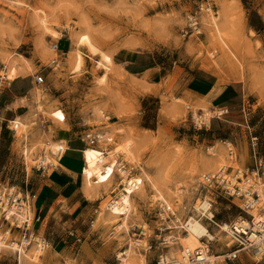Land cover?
I'll list each match as a JSON object with an SVG mask.
<instances>
[{
  "label": "rangeland",
  "instance_id": "374dc122",
  "mask_svg": "<svg viewBox=\"0 0 264 264\" xmlns=\"http://www.w3.org/2000/svg\"><path fill=\"white\" fill-rule=\"evenodd\" d=\"M199 1L0 0V108L7 119L0 142V186L37 192L38 175L43 173L37 170L39 159L45 153L47 162L56 164L59 153L49 143L59 145V128L70 129L67 121L52 117L58 110L78 125L79 132L100 127L104 116L111 115L115 140L103 147L117 151L131 142L135 153L134 158L124 150L116 153L117 161L124 162L128 170L117 168L106 186L83 188L88 200L81 193L72 202L62 203L47 220L41 214L38 231L47 240L44 247L50 244L51 248L36 259L34 253L43 248L27 249L32 259L26 264H122L119 254L133 243L131 264H157L161 253L181 258L182 237L188 232L176 228L177 224H164L158 212L160 195L146 180L133 195L129 231L106 220L109 204L125 188V179L144 177L145 172L152 177L162 173L161 182H169L180 195L178 202L166 197L183 221L196 214L195 206L206 194L203 175L230 163L229 142L236 146L242 167L250 161L249 133L259 136L264 152V28L260 24L264 0H209L221 23L224 9L229 10L228 53L206 29V17L214 14L202 13V34L186 35ZM39 16H47L53 31L42 26ZM85 34L98 46L97 54L80 41ZM77 51L84 57L79 69L73 56ZM135 52L142 53L138 66L130 64ZM104 55L119 65L107 69ZM12 64L21 68L20 74L10 72ZM206 67L213 68L218 77L214 94L230 87V93L237 95L235 100L210 99L209 93L194 88L196 75ZM37 76H43L44 83H36ZM225 108L229 112L213 120L209 131L192 129V113L204 110L219 115ZM11 120L22 121L27 128L20 125L16 129ZM221 147L225 163L208 171L203 160ZM213 199L216 221L223 226L234 224L239 217L249 221L232 200L217 193ZM203 224L216 237L212 253L235 249L231 235L214 224ZM166 226L173 227L168 234L174 236L167 248L160 245L159 231ZM173 248L179 255L171 254ZM254 259L243 252L235 264H252ZM0 264L21 263L13 250L0 248Z\"/></svg>",
  "mask_w": 264,
  "mask_h": 264
},
{
  "label": "built area",
  "instance_id": "2783aa9c",
  "mask_svg": "<svg viewBox=\"0 0 264 264\" xmlns=\"http://www.w3.org/2000/svg\"><path fill=\"white\" fill-rule=\"evenodd\" d=\"M197 9L192 13L188 31L186 35H200L201 32V15L203 12L208 14L215 13V7L209 0H200ZM56 44L53 49H57ZM215 56V53H213ZM36 83L42 84L45 79L43 76H37ZM229 109H221L219 115H210V113L201 110L192 113L191 126L197 132H207L212 128L213 120H221ZM105 122L100 127L84 129L78 133V137L89 147H100L107 153L103 146L111 145L115 140L114 130L111 125L114 124L111 115L104 116ZM7 119L4 111L0 108V142L3 139V129ZM9 123L16 125V120ZM43 128H46L45 123ZM248 129L252 130L250 126ZM84 159H85V151ZM249 165L242 167L239 165V154L233 142L228 143L229 164L222 166L215 172L204 174L201 184L206 190V194L195 208V215L181 220L174 207L165 200H159L158 212L164 224H177L176 228L188 232L189 223L196 219L201 223H210L217 226L227 234L231 235L234 241L235 249L224 254L218 255L212 253L211 245L215 238L203 236L201 238L202 246L195 250L183 249L182 259L171 258L165 253H161L157 259V264H223L234 263L239 260L240 255L245 252L248 256L261 257L264 260V152L262 151L259 136L249 133ZM25 153L29 151L25 149ZM68 150L67 143L60 141L58 145V155L61 156ZM39 172H45L48 167L54 166L53 163L47 162L45 153L39 159ZM238 164V165H237ZM127 165L124 162H118V170L126 172ZM232 200L237 206L249 216V226L246 232L237 231L234 224L229 225L231 233L224 229L223 225L216 221L214 212L215 194ZM211 194V196H209ZM36 196L30 191H23L15 186H0V248L13 250L18 257L22 252L29 248H44L47 240L41 237L36 225L41 222V215H35L34 200ZM237 201V203H236ZM172 226L160 228V245L167 248L171 240L174 239L168 231H172ZM209 230V227H208ZM210 231V230H209ZM144 234V233H142ZM149 250L152 246L149 245ZM252 264H260L254 259Z\"/></svg>",
  "mask_w": 264,
  "mask_h": 264
},
{
  "label": "bare ground",
  "instance_id": "6f19581e",
  "mask_svg": "<svg viewBox=\"0 0 264 264\" xmlns=\"http://www.w3.org/2000/svg\"><path fill=\"white\" fill-rule=\"evenodd\" d=\"M228 12H229V10H228ZM228 12L226 9H224V13L222 15L224 22H222V23L220 22L221 17H217V16H214L213 18H207L206 17V19H205L206 29L209 31L210 37L213 39L215 44L220 45V47L224 53H228V50H230V45L228 42L231 41V36H232V34H230L231 30L229 31V26H228V24H229L228 23ZM39 21L41 22L42 26L45 27L47 30H49L50 32L53 31L49 27V21L47 19V16H45V17L39 16ZM82 37H80L81 38L80 41L83 42L85 44V46L87 48H89V50L91 52L97 54L100 51L98 46L93 43L90 36L85 34ZM73 56H75L76 68L77 69L81 68V66L83 65V60H84L82 52L77 51L76 55H73ZM104 59H105V62H107V65H106L107 69H109L110 65H112V66L113 65H119L116 62H114L115 60H113V58L109 55H104ZM75 60H74V62H75ZM25 63H26V61H25ZM15 65L16 64L11 65V67H10L11 71L10 72L13 73V75L14 74H20L21 68L18 69ZM7 66H8V64H7ZM26 68H28V67H26ZM205 69L207 71H210V72L213 71V68H212V70L209 67H206ZM9 75H11V74H9ZM263 75H264V70H263ZM3 76L8 81V76L5 74ZM12 77L14 80L15 77L14 76H12ZM37 96H40V94L37 93ZM213 116H215V115H213ZM52 117H55L61 123L66 122V115L61 110L54 111L52 113ZM20 125H22L23 128H27L26 123L17 120L15 128L19 129L21 127ZM28 137H26L27 140H28ZM49 144L51 145L53 152L54 151L58 152V144H54V143L53 144L49 143ZM121 150H124L125 153L128 154V156L130 155L132 158L135 157V153H134V149H133V143H131V142H127L126 144H124V147L121 148L120 150L107 151V153L103 152L101 149L96 148V147H89L85 151L86 167L84 170V174H83L84 177L83 178H84L85 188L87 189L86 191L91 190L93 188L94 184L98 185V186H106L111 182V179L115 175L116 169L118 166V161L116 159V155H117L116 153H118ZM28 152H27V157H29ZM225 161H226L225 151H224V148L221 147L220 151L217 154H215L213 157H209V158H206L203 160V166L205 167V169L210 171V170L217 168L218 166L223 165L225 163ZM57 163H58V161H57ZM159 174L160 175H157V177L156 176L152 177L149 173L145 172L143 174L144 177L143 176H140L137 178H135V177L129 178L128 177L127 179H125V182H126L125 188L120 192L119 196L116 197L109 204V212L106 216L107 217L106 220L111 221V223L118 225L117 228L119 230L126 228L127 231H129V219L131 217L132 208H133V195L138 190H140L142 188L143 184L145 183V180H146V182H149L150 185L152 186V188L158 192L157 195L158 194L160 195V200H165L169 203V200H168V198H169L172 202H178L180 200V195L176 192V190L173 188V186L170 185V183L168 181H167L168 183H162L160 179H162V177L164 178V175L162 173H159ZM196 206H198V205H196ZM196 206H195V208H196ZM190 216H192V214ZM234 226L236 227L237 231H239L240 233H244V232H246L247 227L249 226V221H247L243 217H239L235 221ZM223 227H224V229L228 230L231 233L228 224H224ZM203 236H209L211 238H216L214 235H212L210 233V231L208 230L206 225L197 221L196 219L191 220V222L189 223V227H188V234L182 237V243L184 244L185 249L195 250L198 247L202 246L201 238ZM136 243L139 245L141 244L139 241H136ZM132 245L124 253L119 254L122 264H131L130 258L132 256L133 251H134ZM227 246L230 247L232 245L230 243H228ZM48 247L51 248L50 244L48 245ZM48 247H44L43 249L37 250L34 253V258L36 259V258H41V257L46 256V254H47L46 251H47ZM171 254L173 256H177V255H179V252H178V250L173 248L171 250ZM19 258H20L21 264H26L30 261L31 257L28 254V250H26V251L22 252V254H21V256H19ZM172 258H174V257H172ZM181 259H182V257L178 258V260H181ZM256 260L258 262L261 261V257L257 256Z\"/></svg>",
  "mask_w": 264,
  "mask_h": 264
},
{
  "label": "crops",
  "instance_id": "0c3cea01",
  "mask_svg": "<svg viewBox=\"0 0 264 264\" xmlns=\"http://www.w3.org/2000/svg\"><path fill=\"white\" fill-rule=\"evenodd\" d=\"M260 24L261 28H264V16L260 20ZM140 55H142V53H133L130 58V64L133 66L140 65L138 62V59L141 57ZM146 69H148V66L143 70L145 71ZM217 84L218 77L216 74L202 69V71H199L196 75L194 88L201 93H209L206 96H209L210 99L232 102L237 98V95L230 93V87H226L222 93L217 91L214 94L213 91L217 87ZM66 121L70 129L66 130L59 128L57 139L58 141L66 142L68 150L57 157L58 159L54 166L48 167L44 173L38 175L41 185L35 193L34 211H36L38 215L42 214L46 220L53 212L59 210L62 203L66 201L72 202L79 194L82 193L84 198L87 199L83 189L85 188L83 174L86 167L83 151L86 149V145L76 134L79 132L78 125L74 122H70L68 117H66ZM37 225L36 227H38ZM37 229H39V227Z\"/></svg>",
  "mask_w": 264,
  "mask_h": 264
}]
</instances>
